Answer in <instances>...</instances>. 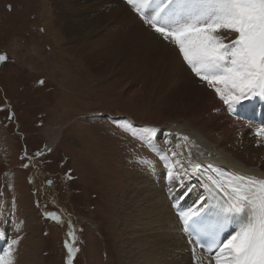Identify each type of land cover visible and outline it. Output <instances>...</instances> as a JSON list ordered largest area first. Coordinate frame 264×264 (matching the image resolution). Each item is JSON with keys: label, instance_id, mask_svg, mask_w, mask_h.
I'll return each instance as SVG.
<instances>
[{"label": "rangeland", "instance_id": "374dc122", "mask_svg": "<svg viewBox=\"0 0 264 264\" xmlns=\"http://www.w3.org/2000/svg\"><path fill=\"white\" fill-rule=\"evenodd\" d=\"M93 2L102 6L93 16L105 17L109 4L122 1L90 0L86 5ZM56 16L53 0H0V55L7 57L0 62V233L5 227L0 255L18 241L15 264H69L70 259L71 264H140L138 247L129 241L138 243L132 238L131 210L135 202L150 206L155 200L166 202L167 196L153 194L160 184L150 180V170L143 172L146 195L130 193L131 179L145 166L142 161L158 157L166 171L174 170L173 154H160L153 144L166 143L171 129L194 115L174 113L163 103L171 98L170 90L188 95L192 87L164 80L163 64L145 51L127 55L145 69L144 77L131 85L113 77L94 80L90 67L69 52L77 43ZM76 22L73 34L79 33ZM87 39L91 47L107 50L104 33ZM133 65L119 60L114 67L132 71ZM262 105L250 106L261 112ZM254 125L258 128L246 129L249 134L264 130L262 121ZM148 128L158 131L149 137L143 131ZM197 175L193 170L191 178L202 187ZM176 200L170 205L175 211L174 205L181 206ZM70 232H75L74 242ZM66 241L79 251L70 256Z\"/></svg>", "mask_w": 264, "mask_h": 264}, {"label": "bare ground", "instance_id": "6f19581e", "mask_svg": "<svg viewBox=\"0 0 264 264\" xmlns=\"http://www.w3.org/2000/svg\"><path fill=\"white\" fill-rule=\"evenodd\" d=\"M89 1L53 0V5L57 15L55 21L63 27L71 40L77 43V46L69 47V52L90 67L94 80L99 79L97 76L110 79L113 77L118 84L125 85L128 82L131 85L136 77H144L145 69L142 63L127 55L145 51L147 57L156 58L165 68L167 75H164V78L157 75L158 79L163 78L174 87L182 83L192 87L188 95L174 92L172 89L170 90L171 98L163 100L166 107L174 113L187 116L189 111H193L194 115L187 121L177 123V126L171 129V137L166 143L163 141L153 144L160 154L175 153L171 159V165L174 167L173 171L179 173L178 178L171 179L168 176V171L160 163L162 158L158 157L152 160L151 165L145 164L141 172L131 179L134 188H131L130 193L138 191L146 195L149 189L143 187V184L148 180H145L143 176L146 170H150V180L154 181V184H160V189L156 190L157 192L153 191V194L156 198L164 199L167 196V199L166 202L164 200L150 202V206L139 202L134 203V208L131 210L134 213L131 221L134 231L132 238L138 243H134L131 239L129 241L134 245V249L138 247V256L142 258L140 264H195L193 248H195V256L200 258V264H208L209 261L214 264L215 255L208 256L190 243L191 240L185 232V221L179 217L183 213H198L207 203L206 191L202 179L198 176L200 170L197 176L204 194L203 191L201 192L200 183L193 182L191 178L193 168L189 161L202 166L208 163L225 165L222 167L264 180V161H256L264 156V136H259L256 132L249 134L246 130L252 125L253 129H257L258 126L254 124L259 125L260 121H263L264 126V116L259 120V114L264 115V111L256 112V107L250 106L264 105V98L254 97L244 100L234 110L220 100L213 88L191 72L181 60L176 48L164 41L145 23L136 11V6L132 5L133 9L130 10V4H126L127 0H117L122 2L115 3L114 7L109 4L111 11L107 16L96 17L93 13L96 10L100 11L102 6L94 2L86 5ZM104 1L110 3L112 0ZM147 10V8L144 9L145 12ZM108 18L109 21H106ZM74 20L81 25H76L79 28L77 34H73ZM99 33H104L109 40L105 43L107 50L102 45L90 46L87 38L94 34L99 36ZM117 35L122 38V42L117 39ZM143 46L145 49L139 50V47ZM119 60H123L125 65L134 62L132 71L125 67L119 69L114 67L115 62ZM144 63L149 64L147 59ZM195 81L204 83V86L198 87ZM137 94L141 99L144 89H138ZM133 98L132 95L129 97V99ZM193 99L198 103H186ZM249 116L252 121H248ZM244 127L248 128L238 131ZM185 136L188 137L187 140L183 139ZM198 144H200L199 147ZM54 145L50 143L49 147L53 149ZM154 152L158 155L156 151ZM164 165L167 166L166 163ZM204 196L205 201L202 199ZM175 200L176 204L181 205H174L176 211L170 206ZM168 201H171L170 204ZM195 215L190 216V219ZM4 243L5 227L0 233V254L3 252Z\"/></svg>", "mask_w": 264, "mask_h": 264}, {"label": "snow or ice", "instance_id": "6c2138e0", "mask_svg": "<svg viewBox=\"0 0 264 264\" xmlns=\"http://www.w3.org/2000/svg\"><path fill=\"white\" fill-rule=\"evenodd\" d=\"M127 3L136 6L145 23L176 48L191 72L213 88L226 105L235 110L244 100L264 98V0H127ZM6 60V56L0 55V62ZM143 131L150 137L158 130ZM261 134L264 130L257 133ZM142 163L151 165L147 160ZM189 163L194 171L203 167ZM209 170L215 173L208 175V180L220 199L211 223L194 228L187 222L195 213L181 215L189 235L195 232L197 236L208 237L190 243L207 245L210 252L215 249L214 264H264V180L226 174L212 164L204 171ZM168 176L177 179L179 173L169 170ZM233 226L234 234L222 239V233ZM69 236L74 242L75 232ZM17 244L18 241H13L0 255V264H15L13 249ZM65 246L70 256L79 251L67 241ZM193 254L195 264H200L195 248Z\"/></svg>", "mask_w": 264, "mask_h": 264}, {"label": "water", "instance_id": "95a60500", "mask_svg": "<svg viewBox=\"0 0 264 264\" xmlns=\"http://www.w3.org/2000/svg\"><path fill=\"white\" fill-rule=\"evenodd\" d=\"M48 185L50 186V181L48 182Z\"/></svg>", "mask_w": 264, "mask_h": 264}]
</instances>
